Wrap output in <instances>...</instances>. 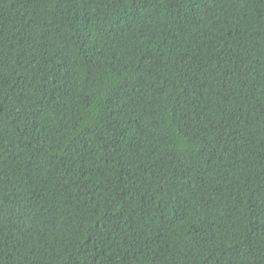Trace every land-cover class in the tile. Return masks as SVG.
<instances>
[{
  "label": "trees",
  "instance_id": "obj_1",
  "mask_svg": "<svg viewBox=\"0 0 264 264\" xmlns=\"http://www.w3.org/2000/svg\"><path fill=\"white\" fill-rule=\"evenodd\" d=\"M0 264H264V0H0Z\"/></svg>",
  "mask_w": 264,
  "mask_h": 264
},
{
  "label": "snow or ice",
  "instance_id": "obj_2",
  "mask_svg": "<svg viewBox=\"0 0 264 264\" xmlns=\"http://www.w3.org/2000/svg\"><path fill=\"white\" fill-rule=\"evenodd\" d=\"M195 2V0H193V3ZM197 14L196 13H193V17L192 18H186V23H191L192 22V20L195 18V16H196Z\"/></svg>",
  "mask_w": 264,
  "mask_h": 264
}]
</instances>
